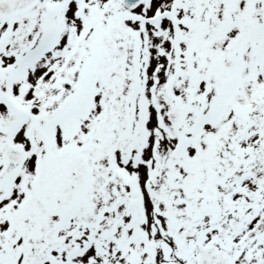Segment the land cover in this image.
<instances>
[{
	"label": "snow or ice",
	"instance_id": "snow-or-ice-1",
	"mask_svg": "<svg viewBox=\"0 0 264 264\" xmlns=\"http://www.w3.org/2000/svg\"><path fill=\"white\" fill-rule=\"evenodd\" d=\"M0 264H264V0H0Z\"/></svg>",
	"mask_w": 264,
	"mask_h": 264
}]
</instances>
